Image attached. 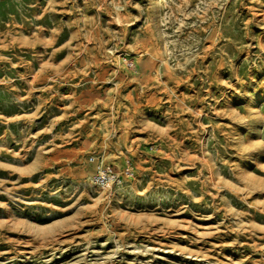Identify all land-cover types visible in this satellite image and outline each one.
Listing matches in <instances>:
<instances>
[{"label": "rangeland", "instance_id": "1", "mask_svg": "<svg viewBox=\"0 0 264 264\" xmlns=\"http://www.w3.org/2000/svg\"><path fill=\"white\" fill-rule=\"evenodd\" d=\"M0 264H264V0H0Z\"/></svg>", "mask_w": 264, "mask_h": 264}, {"label": "built area", "instance_id": "2", "mask_svg": "<svg viewBox=\"0 0 264 264\" xmlns=\"http://www.w3.org/2000/svg\"><path fill=\"white\" fill-rule=\"evenodd\" d=\"M89 163H93L94 159L89 158ZM131 169L126 167L122 172H117L112 166L98 165L94 172L90 176V180L93 186L101 189H109L115 185L121 184V182L128 177H131Z\"/></svg>", "mask_w": 264, "mask_h": 264}]
</instances>
